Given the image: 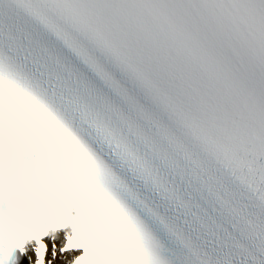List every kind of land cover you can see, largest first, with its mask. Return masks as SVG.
Returning <instances> with one entry per match:
<instances>
[{
	"label": "snow or ice",
	"instance_id": "1",
	"mask_svg": "<svg viewBox=\"0 0 264 264\" xmlns=\"http://www.w3.org/2000/svg\"><path fill=\"white\" fill-rule=\"evenodd\" d=\"M0 264H264V0H0Z\"/></svg>",
	"mask_w": 264,
	"mask_h": 264
}]
</instances>
